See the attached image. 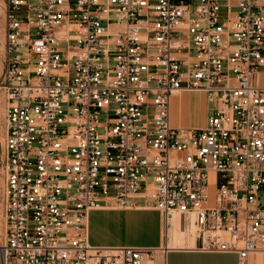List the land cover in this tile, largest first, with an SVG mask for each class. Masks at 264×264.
<instances>
[{"label":"built area","instance_id":"2783aa9c","mask_svg":"<svg viewBox=\"0 0 264 264\" xmlns=\"http://www.w3.org/2000/svg\"><path fill=\"white\" fill-rule=\"evenodd\" d=\"M4 4L0 264H156L89 243L103 207L177 213L239 264L264 252V0ZM199 91L206 124L177 125L172 98Z\"/></svg>","mask_w":264,"mask_h":264},{"label":"crops","instance_id":"0c3cea01","mask_svg":"<svg viewBox=\"0 0 264 264\" xmlns=\"http://www.w3.org/2000/svg\"><path fill=\"white\" fill-rule=\"evenodd\" d=\"M207 97L205 94L193 92L172 98L173 120L177 125L185 127L203 126L206 124ZM145 209V208H143ZM122 212H94L92 222L101 218L104 224L109 215H116L120 227L117 239L111 242L98 241L99 244H115L119 246L159 248L156 251V264H239V255L235 252H204L198 249L199 241L193 246L183 248H160L162 245V218L154 210L124 209ZM102 213V215H101ZM152 218V219H151ZM142 228L137 229L138 221ZM149 220L152 224H149ZM131 221V223H130ZM133 222V223H132ZM97 240H95L96 242ZM96 242V243H98ZM101 246V245H98ZM248 264H264V252L253 253Z\"/></svg>","mask_w":264,"mask_h":264},{"label":"rangeland","instance_id":"374dc122","mask_svg":"<svg viewBox=\"0 0 264 264\" xmlns=\"http://www.w3.org/2000/svg\"><path fill=\"white\" fill-rule=\"evenodd\" d=\"M4 54H5V4L4 0H0V220L4 206V191H5V171H4V114H5V103L4 96L2 95V82H3V74H4ZM139 202H143V200H138ZM146 209V210H145ZM145 209H136V210H144L149 213V208ZM122 212L125 211L124 208H113V209H104V210H96L94 212ZM157 213H161L159 210L152 209ZM102 215V213H101ZM162 216V214H161ZM107 222L104 224L103 220L100 218H96L95 223L92 222V226L90 228V237L91 241L94 245H110V244H99L98 241H114L117 239V230L120 227L119 220L116 215H109L107 218ZM131 223V221H130ZM133 223V222H132ZM142 228V221L139 220L137 224V229L140 232ZM116 238V239H115ZM95 240H97L96 243ZM115 245V244H112ZM168 245V241H162L161 248H165ZM118 246V245H117ZM159 249V248H157Z\"/></svg>","mask_w":264,"mask_h":264},{"label":"bare ground","instance_id":"6f19581e","mask_svg":"<svg viewBox=\"0 0 264 264\" xmlns=\"http://www.w3.org/2000/svg\"><path fill=\"white\" fill-rule=\"evenodd\" d=\"M199 93L204 94L201 91H199ZM182 94H188V92H183ZM171 112H172V101H171ZM113 208H117V207L95 208L89 212V216H88V240H89V243L94 247H99L102 249H113V248H119V247H135V246H119L118 247L117 245L97 246V245H94L92 243L91 237H90V228L92 226V213H93V211L104 210V209L107 210V209H113ZM143 208H146V207L137 206L136 208H126V209H143ZM147 208L155 209V208H151V207H147ZM119 209H121V208H119ZM160 215H161V213H160ZM161 218H162V223H163L162 240L168 241V245L166 248H178L179 249V248H183V247L188 248V247L193 246V244H194L193 234H195V227L193 228V222H192V225L190 226L189 230H183L180 227L181 224H180L179 214L175 213V215L170 219L164 218L163 215L161 216ZM149 224H152L151 220H149ZM117 232H118V230H117ZM116 235H117V233H116ZM146 248H151V247H146Z\"/></svg>","mask_w":264,"mask_h":264}]
</instances>
